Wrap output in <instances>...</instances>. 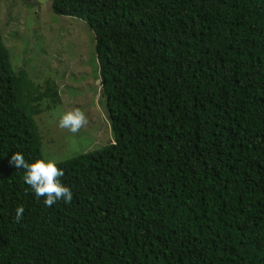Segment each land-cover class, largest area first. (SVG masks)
Returning <instances> with one entry per match:
<instances>
[{"label":"trees","instance_id":"1","mask_svg":"<svg viewBox=\"0 0 264 264\" xmlns=\"http://www.w3.org/2000/svg\"><path fill=\"white\" fill-rule=\"evenodd\" d=\"M50 9L94 34L113 142L58 163L73 198L46 206L10 158L43 157L61 98L0 33V264H264V0Z\"/></svg>","mask_w":264,"mask_h":264},{"label":"rangeland","instance_id":"2","mask_svg":"<svg viewBox=\"0 0 264 264\" xmlns=\"http://www.w3.org/2000/svg\"><path fill=\"white\" fill-rule=\"evenodd\" d=\"M0 33L14 72L23 69L35 85H57L60 103L53 110L43 103L36 118L43 157L61 163L113 142L94 34L85 22L55 15L50 3L0 0ZM76 109L84 113L85 122L73 133L60 120Z\"/></svg>","mask_w":264,"mask_h":264},{"label":"clouds","instance_id":"3","mask_svg":"<svg viewBox=\"0 0 264 264\" xmlns=\"http://www.w3.org/2000/svg\"><path fill=\"white\" fill-rule=\"evenodd\" d=\"M84 122V113L79 109L67 112L60 120L61 126L73 133L77 132ZM10 163L17 169L23 168L26 170L24 182L31 187L37 197H44L43 203L46 206H52L60 200L65 203L71 202L73 198L72 190L62 183L60 177L64 173L63 169L58 167L56 159L45 156L29 163L21 152H15L11 155ZM23 212V206L16 209L18 220Z\"/></svg>","mask_w":264,"mask_h":264},{"label":"water","instance_id":"4","mask_svg":"<svg viewBox=\"0 0 264 264\" xmlns=\"http://www.w3.org/2000/svg\"><path fill=\"white\" fill-rule=\"evenodd\" d=\"M29 2L30 0H25ZM52 0H35L36 3L38 4H45V3H50Z\"/></svg>","mask_w":264,"mask_h":264}]
</instances>
